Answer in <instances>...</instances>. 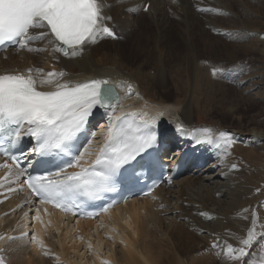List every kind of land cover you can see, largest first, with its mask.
I'll return each mask as SVG.
<instances>
[{
	"label": "bare ground",
	"instance_id": "bare-ground-1",
	"mask_svg": "<svg viewBox=\"0 0 264 264\" xmlns=\"http://www.w3.org/2000/svg\"><path fill=\"white\" fill-rule=\"evenodd\" d=\"M100 3L103 15L110 17L104 23L112 31L114 24L133 30L139 20L131 14L137 11L151 18L155 31L151 32L147 24L133 36L128 35L127 46L121 45L124 39H110L114 49L100 52L107 41L104 35L96 43L86 44L75 57L54 52L50 37L33 39L28 47L43 51H28L18 44L0 52V74L42 68L45 73L63 71L66 73L63 80L72 82L106 79L113 85H132L131 96H125L123 88L116 87L120 100L115 111L101 108L89 118L86 128L94 136L82 149L84 152L87 148L88 152L81 165L86 167L95 160L107 138L110 118L130 113L141 117V112H147L148 116L142 118H154L162 131L158 143L163 160L169 156L168 164L173 165L180 159L187 168L176 178L163 181L147 197L129 200L95 220H74L47 204L42 206L23 189V171L7 167L1 173L8 171V175L0 179V237H3L0 257L4 264H234L222 252L225 241L238 247L239 237L246 236L253 221L256 239L244 259L248 264H264V117L239 122L237 127H223L234 141L227 150L217 136L222 128L210 122L199 123L197 119L198 103L208 115L212 111L208 105L225 106L230 118L236 121L242 118L236 104L228 98L231 88L224 76L232 68L231 63L240 60L236 51H231L227 40L218 44L221 38L201 34L198 39L196 34L205 32V26L223 32L226 28L217 23L218 14L222 20L239 21L240 13L234 12L232 5H243V1L100 0ZM193 8L202 12L197 14ZM169 14L183 22L181 31L177 29L181 23L169 26ZM198 23L202 27L198 28ZM43 31L47 30L33 29L30 34L39 37ZM174 34L181 39L177 40ZM169 38L172 42L165 44ZM215 45H221L217 54L212 50ZM208 52L210 56L205 58L204 53ZM213 69L217 70L215 75ZM243 81H238L239 88ZM157 87L162 97L155 91ZM171 88L184 93L181 106L167 95ZM38 90L53 89L45 86ZM238 99L245 100L244 96ZM259 118L261 121L256 122ZM178 125L183 126L182 131ZM203 128L213 130L215 142H196L193 130L202 136L199 130ZM232 164L237 167L232 168ZM33 235L42 241V247L32 241ZM217 238L220 247L213 248Z\"/></svg>",
	"mask_w": 264,
	"mask_h": 264
},
{
	"label": "snow or ice",
	"instance_id": "snow-or-ice-1",
	"mask_svg": "<svg viewBox=\"0 0 264 264\" xmlns=\"http://www.w3.org/2000/svg\"><path fill=\"white\" fill-rule=\"evenodd\" d=\"M108 19L110 17L103 15L100 0H0V44L16 40L22 49L43 51L28 45L33 39L50 37L49 43L54 52L75 57L82 53L86 44H94L104 35L115 36L104 23ZM33 29L47 31L34 37L30 34ZM216 71L213 69L214 75ZM65 76L63 71L45 73L42 68L0 74V139L7 136L18 140L20 130L27 125V135L36 140V151L39 154L67 152L70 144L84 130L94 108H110L115 111L120 100L116 87L123 88L125 96L132 95L130 84L113 85L106 79L72 82L63 80ZM45 86L53 90H38V87ZM135 116L136 113H130L110 118L107 138L89 166L81 165L88 152L85 148L66 168L49 174L55 178L29 177L25 181L28 188L43 198L41 203L53 202L56 207L66 211L70 208L67 203H60L61 199L70 201L77 194L96 198L99 192L112 190L109 182L117 171L151 147L157 138L149 128L154 123V118L137 123L133 119ZM140 116L147 117L148 113L141 112ZM177 128L183 130L182 125ZM199 131L202 136H197L196 130H193L197 143L215 142L212 129L203 128ZM217 136L223 142L225 150L234 142L226 132L220 131ZM217 146L220 144L217 143ZM12 159L15 160V157ZM2 166L9 167L6 164ZM77 167L79 171L67 172V168ZM236 167V164H232V168ZM61 173L64 174L62 177ZM255 239L253 221L246 236L239 237V246L234 247L225 241L222 252L234 264H248L244 258L248 256L247 250ZM32 241L43 246L35 235L32 236ZM212 247H220L218 238ZM0 264H4L3 257H0Z\"/></svg>",
	"mask_w": 264,
	"mask_h": 264
},
{
	"label": "rangeland",
	"instance_id": "rangeland-1",
	"mask_svg": "<svg viewBox=\"0 0 264 264\" xmlns=\"http://www.w3.org/2000/svg\"><path fill=\"white\" fill-rule=\"evenodd\" d=\"M242 1H243V5H239L236 3H233L232 5L233 11L236 13L238 12L240 13L239 21L238 20L236 21L234 19L233 21L222 20L220 18V16L222 15L218 14L217 12L215 14L216 16L218 14L217 23L221 24L220 26L221 28H226V29L221 30L223 32L220 33V32H215L211 30L209 27L205 26V32L204 31H202L201 33L197 32L196 34V37L198 39H200L201 34L202 37L208 36L214 39L221 38V40L219 41L220 43L218 42V44H222L223 41L227 40L229 45L231 46L230 48L231 51L233 52L236 51L238 59H240L239 62L237 61V63L234 61L231 63L232 68L230 67V69L228 70V72L225 73L224 76L226 79L225 81L226 84L231 88L230 89L231 92L228 95L229 96L228 98L231 101L230 100L229 101L233 105L236 104L235 106H237L238 109L237 111L240 112L242 118L239 121H236L235 118H230L232 116L225 111L226 110L225 106L212 107V105L210 106L208 105V103H206L212 109L211 113L208 115L207 113L202 111L200 103L197 104V113H198L197 119L200 121L199 123L204 122L207 124L208 122H210L213 125H217L221 127L223 132H226L227 130V128H223V127H237L239 125L238 124L239 122L244 123L246 122V120L254 119V117H264V40H263L264 39V34H263L264 33V0H242ZM146 8H148V4H146L145 9ZM193 11L194 12L196 11L195 13L202 12L201 10L200 11L195 10V8H193ZM169 12H171V10H169ZM131 15L134 16L135 19L139 20L137 21L139 24L137 23L133 27V30L131 29L130 31L128 29H122L120 26H116L114 24L113 27L114 29L116 28L115 30L113 29L115 36L114 37L106 36L107 41H105L104 45L101 47L100 52L104 51L105 49H106L105 51L114 49V45H111L109 42L110 39H116L117 41L119 39L121 40L124 39L122 40L121 45L123 44L122 46H127L126 43L128 40L126 41L125 39L129 37L128 35L133 36L136 30H139L140 28L142 29L145 28V25L147 24H149L151 28V32L155 31L153 27L154 25L153 23H151V18L146 16L145 14L143 15L142 11L139 12L137 11ZM169 16H171V14H169ZM171 17L168 18V20H170L169 26L171 25L174 27V25L177 22L181 23L178 25L177 28L179 29V31H181L183 27V22H180L181 20L179 21L178 19H174L173 17L171 19ZM197 26L198 28H200L202 27V24L198 23ZM174 35H176L177 40L181 39V37L178 38L177 34ZM172 38H175V36ZM171 42L172 40L171 38H169V40L164 43L165 44L167 43L169 45V43ZM181 43H180V52L183 50V45ZM219 46L215 45L212 49L216 54L217 52H219L218 49ZM240 46H244V47L239 50L240 52L239 51L237 52V49ZM250 48H252V50ZM242 52L245 54H243ZM208 56H210L209 52L204 53L205 58H207ZM239 80L240 81L245 80L243 81L244 84H241L242 88H239L237 86ZM253 81L254 83H251ZM244 86H246L245 89ZM155 91L160 95V97L163 96V94L160 92L158 87L155 89ZM158 94L156 95L157 97L159 96ZM183 94L184 93L181 90L174 91L173 88H171L170 91L167 93V95L168 96L171 95L173 99L177 102V104H179L180 106L183 103V101H185L184 100L185 98H182ZM241 96H244L245 100L238 99L241 98ZM259 96L260 98H258ZM229 101L227 102L229 103ZM194 117L196 116L194 115ZM215 120L217 122H215ZM260 121L261 118L256 119V122H260ZM31 235L32 232L30 231L29 236Z\"/></svg>",
	"mask_w": 264,
	"mask_h": 264
}]
</instances>
